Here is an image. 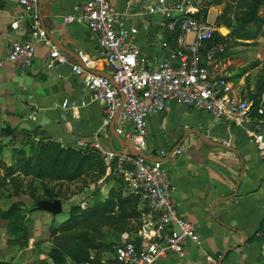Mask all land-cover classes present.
Wrapping results in <instances>:
<instances>
[{"label": "crops", "instance_id": "obj_1", "mask_svg": "<svg viewBox=\"0 0 264 264\" xmlns=\"http://www.w3.org/2000/svg\"><path fill=\"white\" fill-rule=\"evenodd\" d=\"M128 1L111 0V3L123 10ZM79 3V0L40 3L49 37L71 61H79V51L98 58L101 48L98 36L85 24L64 21V17L77 13ZM138 18L141 20L135 22L141 26L150 23V31L157 28L151 17ZM208 19L211 22L210 16ZM13 22H18L17 30L11 28ZM150 31H141V49L149 47L141 54L158 59L167 57L158 41L160 31L156 35H150ZM32 36L31 18L18 0H0V61L6 59L13 43L29 41ZM47 53L48 49L37 43L36 56L29 68H19L8 61L0 66V118L15 124L24 120L35 122L43 136L65 148L100 154L105 172L90 197L74 207L91 212V259L98 256L101 259L98 264H109L115 258L117 245L140 239L146 228L147 204L142 197L132 194L126 184H118L117 177L121 174L117 162L107 157L110 151L129 153V144L119 134L117 123L105 124L104 107L99 102L76 109L64 108L66 99L81 101L87 98L88 90L70 65L48 69ZM95 72L111 76L112 69L101 59ZM252 126V122L245 128L233 126L178 101L149 117L146 157L161 159L169 170L178 210L195 225L201 239V243L188 241L184 256L169 252L155 264H207L209 256L217 258L219 264H264V159L247 134ZM56 199L61 200L60 196ZM108 201L115 206L100 214L99 220L94 210ZM29 210L26 217L45 215L55 220L49 211L38 207ZM62 223L54 221V226ZM28 246H18L20 253L28 251ZM36 260L37 264H44L43 258ZM15 264L25 263L20 257ZM74 264L79 263L74 260Z\"/></svg>", "mask_w": 264, "mask_h": 264}, {"label": "built area", "instance_id": "obj_2", "mask_svg": "<svg viewBox=\"0 0 264 264\" xmlns=\"http://www.w3.org/2000/svg\"><path fill=\"white\" fill-rule=\"evenodd\" d=\"M79 2L77 13L64 17V21L85 24L98 36V58L79 51V61H71L43 25L41 0H18L31 18L33 36L29 41L13 43L0 66L8 61L29 68L40 43L48 49V69L70 65L88 90L87 98L81 101L66 99L64 108L99 102L104 107L105 124L117 119V130L127 140L129 153L110 151L107 157L117 162L131 193L147 204L146 228L140 239L115 247L118 264H155L169 252L184 256L188 241L201 243V239L195 225L178 210L169 170L161 159L146 157L149 117L178 101L239 128L252 122L247 134L264 159V98L255 104L242 96L227 72L224 43L213 42L216 27L208 17L201 16V0H129L123 10L115 8L111 0ZM144 16L160 27L158 41L167 57L141 54L138 40L142 29L150 31V23L141 26L135 21ZM10 26L19 28L18 22ZM176 30L179 33L173 48L170 35ZM101 59L111 67V77L95 72ZM31 118L36 120L34 115ZM207 264H219V260L209 256Z\"/></svg>", "mask_w": 264, "mask_h": 264}, {"label": "rangeland", "instance_id": "obj_3", "mask_svg": "<svg viewBox=\"0 0 264 264\" xmlns=\"http://www.w3.org/2000/svg\"><path fill=\"white\" fill-rule=\"evenodd\" d=\"M251 2L252 0H201V16H210L216 29L228 36L232 31L229 25H234L238 18L246 15ZM259 14L264 16V5L260 7ZM140 20L141 18L136 19L137 22ZM224 45L223 58L228 71L237 82L242 96L251 99L258 81L264 79V37L238 41L230 39ZM148 50L149 47H142L141 53ZM7 126L16 127L17 132L11 136L1 135L2 129ZM46 139L35 122L24 120L15 124L0 118V264H15V260L20 257L25 264H37L36 259L41 258L44 264H57L59 258H54L52 254L57 241L71 243L72 238L69 234H62L59 238L54 236V221L65 222L70 217L72 208L90 197L99 180L93 173L68 182L37 179L36 169L27 170L26 163L27 159L35 155L34 149L45 144ZM51 195L60 196L64 204L62 212L55 215L53 221L45 215L27 216L30 249L20 253L18 246L10 242L11 236L6 222L1 218L2 212L14 204H20L28 214L29 208L37 207V199ZM80 230L90 234L89 226L78 227L77 233ZM106 256L109 257V254ZM61 264H74V260L68 257Z\"/></svg>", "mask_w": 264, "mask_h": 264}, {"label": "trees", "instance_id": "obj_4", "mask_svg": "<svg viewBox=\"0 0 264 264\" xmlns=\"http://www.w3.org/2000/svg\"><path fill=\"white\" fill-rule=\"evenodd\" d=\"M262 5H264V0H252L249 7L250 10L246 15L238 18L234 25H229L232 27L231 33L228 36H224L220 31L216 30L213 42L225 43L230 39L238 41L244 39L254 40L260 36L264 37V16L259 14ZM159 31L160 27H157L155 30L150 31V35H156ZM178 33L179 31L176 30L170 35V42L173 48L176 47ZM262 93H264V79L258 81L251 100L255 104H259ZM16 132V127L7 126L2 129L1 135L11 136ZM34 150L35 155L27 159L26 168L32 171L36 169L35 176L40 180L74 181L88 173H93L99 179L105 172V162L97 151L65 148L60 143L50 139H46L45 144H41L39 148ZM117 182L121 186L126 184L122 175H118ZM48 198L55 200L57 196L51 195ZM41 199L39 198L37 201ZM114 206L115 203L113 201H108L106 205H103L99 210H94V212H97L100 220V214L113 209ZM26 215V210L20 204L12 205L1 214V218L6 221V228L11 236L10 242L18 245L20 248L27 247L30 240ZM90 218V210H81L80 207H73L70 217L59 227H53L54 236H58L59 238L62 234H69L72 238L71 243H64V240L57 241V245L52 251L53 256H55L54 258H59V260L57 259V264L64 263L67 257H71L79 264L85 262L98 264L101 262L98 256L91 259L90 249L93 244L88 233L81 230L80 233L76 231L78 227L80 228L84 225L88 227L90 225ZM58 232L60 233L58 234ZM109 264H118V262L114 259Z\"/></svg>", "mask_w": 264, "mask_h": 264}, {"label": "water", "instance_id": "obj_5", "mask_svg": "<svg viewBox=\"0 0 264 264\" xmlns=\"http://www.w3.org/2000/svg\"><path fill=\"white\" fill-rule=\"evenodd\" d=\"M108 77H111V76H108ZM114 123H117V119L114 120ZM37 207L39 209L49 211L53 215H57V214L61 213L63 210L62 201L59 199H55V200L42 199V200H39L37 202Z\"/></svg>", "mask_w": 264, "mask_h": 264}]
</instances>
